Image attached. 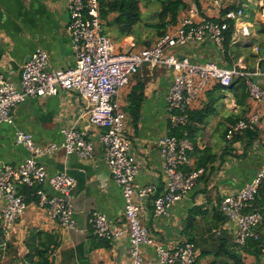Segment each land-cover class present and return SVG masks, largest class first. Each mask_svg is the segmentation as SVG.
<instances>
[{"label":"crops","instance_id":"1","mask_svg":"<svg viewBox=\"0 0 264 264\" xmlns=\"http://www.w3.org/2000/svg\"><path fill=\"white\" fill-rule=\"evenodd\" d=\"M263 1L247 0L244 7H257L258 3L263 5ZM184 2L188 7L180 12L178 19L186 16L191 6L195 5L199 13L197 21L202 18L215 19L222 16L224 10L231 5H239V0ZM255 12L256 19L262 20L263 15L259 13V9ZM245 15L247 23L251 25V35L233 36V45L240 46V53H243L245 47L252 46V40L256 38L254 24L248 21L249 15ZM69 22L67 0H0V72L19 84L22 67L40 48L48 53L49 67H74L76 58L68 34ZM114 42L124 51L144 47L137 45L133 37ZM176 52L180 56H189L193 63L214 61L229 69L243 66L251 75V80L264 87L257 75L259 71H264V65L263 68L261 66L264 57L247 61L243 56L235 59V53L226 55L225 50H221L211 40L180 47ZM252 52L258 53L256 44L253 45ZM250 69L255 72L252 73ZM172 84L173 73L170 70L144 66L129 85L121 90L118 97L119 106L126 114L127 135L134 145L140 164L135 188L139 190L148 187L152 190L142 222L156 241L170 247L176 241L193 240L199 264H204V261L209 264L218 254L225 255L229 246L233 247L234 233L238 228L235 222L228 221L220 213L221 201L227 194L246 186L264 167V103L247 96L246 117L251 114L260 116L258 123L252 128L255 139L233 140L229 142L232 147L228 148V139L225 137L227 129L234 125L235 119L244 111L243 106L237 103L234 94L216 87L198 96L191 106V111L198 114L194 122L195 144H192L193 149L196 146V150L192 149L193 152H190L191 168H196V165L205 162L207 158L214 160L206 164L209 171L186 199L174 205L167 216L156 217L153 202L166 190L163 160L157 142L160 137L172 131L167 107ZM134 113L138 115L137 123L134 122ZM86 114V105L76 93L62 91L57 96L26 100L15 110L14 128L0 125V164L17 166L27 157L25 149L15 145V129L30 133L37 144L45 145L63 143L64 128H87L95 144L94 156L90 160L79 159L76 155L67 156L65 152L42 159L50 175L66 172L76 180L73 209L78 230L61 228L46 209L39 207L37 199L31 200L27 202L28 208L24 216L12 229L11 239L7 242V246L11 248L5 252L4 264H26V239L35 229L57 235L60 246L54 250L55 264L128 263L130 243L127 235L117 242H109V248H93V239L90 238L94 235L90 222L93 213L104 214L113 226L124 229L126 220L122 189L110 175L99 138L103 131L89 127ZM1 208L0 200V210ZM195 209L199 211L195 223L189 228L188 220ZM0 231L2 240L1 220ZM89 241L92 248L88 253ZM144 250L145 259L151 264H157L153 248L145 247ZM204 251L208 255H204ZM253 260L250 257L247 262Z\"/></svg>","mask_w":264,"mask_h":264},{"label":"built area","instance_id":"2","mask_svg":"<svg viewBox=\"0 0 264 264\" xmlns=\"http://www.w3.org/2000/svg\"><path fill=\"white\" fill-rule=\"evenodd\" d=\"M100 1L67 0L70 14L68 34L76 58L74 67H49L48 53L40 48L22 67L19 84L0 72V125L14 128L15 110L28 99L53 97L62 91L76 93L86 105L89 127L103 131L99 138L105 161L112 179L122 189L125 202L126 229L113 226L104 214L96 212L90 221L94 235L109 242H117L127 235L130 243L127 264H151L145 259V247L153 248L157 264H198L195 243L180 240L165 247L156 241L142 222L152 190L135 188L140 164L127 135L126 114L119 106L118 97L131 79L148 66L164 67L173 73V84L167 97L172 129L188 124V111L198 96L217 84L229 87L234 78H245L248 96L264 103V87L251 80L243 66L229 69L214 61L193 63L189 56H180L176 52L180 47L206 40L213 41L224 51L225 33L229 29L227 21L235 22L236 37L250 36L251 25L245 21L242 8L230 10L215 19L197 21L199 13L194 5L152 46L124 51L103 33ZM257 75L264 84V71ZM259 118L258 114H251L247 120H239L228 129L227 139L231 141L242 135L246 129L256 125ZM62 133L63 143L39 145L30 133L14 130L15 145L25 149L27 157L17 166L0 164L3 249L11 239L13 227L28 208L21 194L23 186L35 189L39 207L46 209L61 228L78 230L73 209L76 180L66 172L50 175L42 159L65 152L67 156L76 155L79 159L90 160L94 156L95 144L87 128L68 127ZM157 144L163 160L166 190L156 197L153 208L156 217H165L174 205L181 203L198 187L206 170L191 168L193 145L186 136L178 138L167 134L160 137ZM263 183L264 167L242 189L224 196L219 205L220 213L237 224L233 237L237 251H241L247 240L255 236V229L262 222L260 213L244 211Z\"/></svg>","mask_w":264,"mask_h":264},{"label":"trees","instance_id":"3","mask_svg":"<svg viewBox=\"0 0 264 264\" xmlns=\"http://www.w3.org/2000/svg\"><path fill=\"white\" fill-rule=\"evenodd\" d=\"M155 1L159 6L157 12L153 15L155 20L151 22H147L145 20L144 22L141 4L144 2L145 4H143L145 6H150L154 0H101V18L104 22L103 33L112 37L114 41H121L124 38L133 37L137 45L144 47L152 46L155 40L163 36L170 26L177 24L180 12L188 7L184 0ZM246 2L247 0H239V5H231L224 10L222 15H225L230 10L243 8L245 14L249 15L248 21L254 24L256 38L252 40V46L247 48L245 47L243 53H240V46L236 44L233 45L235 22L227 21L229 29L225 33L224 50L226 55H229V53H235V59L243 56L245 57L246 61L251 59L257 60L260 57H264V12L262 8H259V12L263 15V19H256V12L251 9L252 7H244ZM255 44L258 49L257 54L252 52L253 45ZM235 46L238 47L236 48ZM263 65L264 61L261 62L262 68ZM250 71L252 73L255 72L254 69H250ZM214 87H216V89L226 90L234 94L237 103L243 106L244 111H242L241 114L235 119L233 124H236L239 120H247L245 99L247 98L248 93L246 79L243 77L234 78L232 84L229 87H224L220 84H217ZM241 98L243 99L242 101ZM203 114H205V111ZM133 115L134 122L137 123L138 115L136 113ZM188 115V124L185 126H180L177 129H172L170 134L178 138L186 136L190 141L193 142L196 135L194 122L198 114L192 112L190 109L188 111ZM253 127L254 126L246 129L242 135H237L233 139L234 141H229L226 139L228 142V148L232 147V144H230L232 141L236 142L245 138L254 140L255 131L252 129ZM192 144L195 143L193 142ZM193 150H196V146H194ZM213 160L214 158H207L205 162L199 163L195 167L196 169L204 168L206 172H208L209 169L206 167V164H209ZM21 194L25 196L28 203L31 200L37 199L34 188L23 186L21 188ZM198 211L199 209H195L191 213L188 220L189 228H192L193 223H195V217L198 214ZM244 212L260 213L262 215V222L255 229V236L247 240L241 251L237 252L236 249H234V245L233 247L229 246V249L225 255L218 254L216 258L209 264H264V183L260 186L254 200L250 202L249 206ZM90 238L93 239V248H109L110 246L109 241L100 239L95 235L91 236ZM191 242L194 241L192 240ZM2 243H0V264H4L5 252L11 248L10 246H6V248L3 249ZM59 246L60 242L58 241L57 235L41 230H32L26 239V247L28 248V254L25 257L26 264H55L53 257L55 252L54 250H56ZM203 254L208 255V252L204 251ZM250 257H253L254 260L252 262H247Z\"/></svg>","mask_w":264,"mask_h":264},{"label":"rangeland","instance_id":"4","mask_svg":"<svg viewBox=\"0 0 264 264\" xmlns=\"http://www.w3.org/2000/svg\"><path fill=\"white\" fill-rule=\"evenodd\" d=\"M143 3L141 4V8H142V12H143V21L145 22V20H146L147 22H151V21L155 20L153 15L157 12V9L159 7L157 2L154 0V2L150 6H145L144 5L145 3L144 4ZM258 5L259 6H257V7L253 6L251 9L253 11H257V12H258L259 8L264 9V1H263V5L259 4V3H258ZM245 21L247 22V20H245ZM206 262H208V261H204L203 263L206 264Z\"/></svg>","mask_w":264,"mask_h":264},{"label":"water","instance_id":"5","mask_svg":"<svg viewBox=\"0 0 264 264\" xmlns=\"http://www.w3.org/2000/svg\"><path fill=\"white\" fill-rule=\"evenodd\" d=\"M91 248H92L91 241H89L87 244V252L88 253L91 251Z\"/></svg>","mask_w":264,"mask_h":264}]
</instances>
